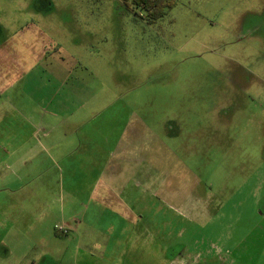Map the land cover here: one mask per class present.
Masks as SVG:
<instances>
[{"label": "rangeland", "instance_id": "1", "mask_svg": "<svg viewBox=\"0 0 264 264\" xmlns=\"http://www.w3.org/2000/svg\"><path fill=\"white\" fill-rule=\"evenodd\" d=\"M154 1L151 15L135 0H0V58L58 49L67 70L95 76L104 110L93 124L112 130L102 131L108 163L87 203L99 201L116 157L143 161L150 203L138 218L151 233L119 257L122 238L100 233L118 220L106 211L101 242L78 244L53 224L35 244L9 242L0 264L44 249L63 264H163L155 249L168 240V256L188 245L215 254L203 264H264V0Z\"/></svg>", "mask_w": 264, "mask_h": 264}, {"label": "crops", "instance_id": "2", "mask_svg": "<svg viewBox=\"0 0 264 264\" xmlns=\"http://www.w3.org/2000/svg\"><path fill=\"white\" fill-rule=\"evenodd\" d=\"M4 49L6 53L9 51ZM47 52L46 49L43 52L32 50L30 46L29 53H15L13 57L8 54L10 59L1 52L0 256L11 252L9 242L35 244L36 238L44 233L43 228L51 226L52 232L53 224L55 227L62 223L68 232L65 234L55 228L56 233L63 236L76 233L78 244L98 243L108 236L122 238L118 241L121 250L117 253L129 260L130 253L125 249L130 248V243L134 240L150 242V225H144L138 218L139 211L148 209L150 203L149 172L144 169L143 161L116 157L99 201L93 205L87 203L86 195L89 201L93 199V192L104 174L102 163H108L103 157L102 131L112 128L93 124L104 110L101 108L102 87L96 89L95 76L88 78L83 67L81 70L69 68V72L65 59L56 56L60 50L45 56ZM115 139L110 135V144ZM121 142L118 139L114 145L119 147ZM55 176L61 179V187H57L56 192L53 190ZM198 194L203 195L195 193ZM55 200L59 204L57 210ZM90 210L100 214L95 215L97 219L94 218L92 224L87 223ZM106 211L112 212L118 220L108 222L109 230L100 232L106 236L99 237L97 227L104 224H97ZM168 243L170 245H157L155 249V253L163 257V264H176L182 258L192 259L191 264H203L215 257L206 249L194 246V250L186 252L188 245L180 247L179 251L173 250L168 256L166 251L172 241ZM78 246L79 251L81 246ZM61 260L54 257L53 251L44 249L28 262L63 264Z\"/></svg>", "mask_w": 264, "mask_h": 264}, {"label": "trees", "instance_id": "3", "mask_svg": "<svg viewBox=\"0 0 264 264\" xmlns=\"http://www.w3.org/2000/svg\"><path fill=\"white\" fill-rule=\"evenodd\" d=\"M137 3L141 4L143 3L145 7L149 8L151 15L155 14L158 10L156 8V2L154 0H135Z\"/></svg>", "mask_w": 264, "mask_h": 264}, {"label": "built area", "instance_id": "4", "mask_svg": "<svg viewBox=\"0 0 264 264\" xmlns=\"http://www.w3.org/2000/svg\"><path fill=\"white\" fill-rule=\"evenodd\" d=\"M55 228H56L58 231H61V232H63V233L68 232V229L65 228L64 225L56 224V225H55Z\"/></svg>", "mask_w": 264, "mask_h": 264}]
</instances>
